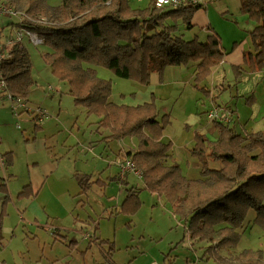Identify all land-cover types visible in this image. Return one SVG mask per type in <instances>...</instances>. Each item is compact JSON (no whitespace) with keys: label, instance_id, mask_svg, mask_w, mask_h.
Listing matches in <instances>:
<instances>
[{"label":"rangeland","instance_id":"obj_1","mask_svg":"<svg viewBox=\"0 0 264 264\" xmlns=\"http://www.w3.org/2000/svg\"><path fill=\"white\" fill-rule=\"evenodd\" d=\"M203 1L211 30L219 33L222 50L228 56L197 86L193 63L173 66L176 71L163 73L158 81L153 76L147 85L116 76L103 67L84 65L111 80V101L130 106L154 104L164 125L161 139L171 143V157L183 175L189 172L188 178H197L200 170L198 159L190 153L194 132L214 138L210 131L215 124L207 114L215 107L231 112L229 122L224 123L238 132L264 130V70L250 71L242 63V51L251 44L249 31L254 23L241 13L239 0ZM17 17L22 18L20 22L26 18ZM13 19L16 17L0 14L1 42L14 34L8 23ZM197 24L187 31L181 27L177 34L184 32L185 39L204 41L208 28ZM24 44L34 81L27 100L21 101L25 106L0 93V181H6L10 196L4 220L9 226L18 225L14 233L9 229L3 233L0 264H217L201 258L202 248L190 240L170 204L142 188L140 177L132 173L124 180L117 177L121 171L118 163L128 145L132 141L137 144L136 137H106L110 131L98 128L99 118L76 105L69 84L51 73L44 60V53L51 48L25 38ZM235 65L242 70L236 71ZM9 151L13 176L5 175L2 164L1 154ZM56 161L61 162L57 165ZM55 165L58 168L53 170ZM90 169L96 171L93 177ZM81 172L91 179L86 177L89 182H83L86 188L80 194ZM26 185L30 195L19 197ZM132 186L139 188L141 203L134 214H128L121 205L127 187ZM16 206L25 209V217L23 212L17 218L10 215ZM255 216L256 211L250 209L233 255L243 249L264 253V226L254 221ZM61 235L65 243L55 241ZM71 240L76 241L69 247Z\"/></svg>","mask_w":264,"mask_h":264},{"label":"trees","instance_id":"obj_2","mask_svg":"<svg viewBox=\"0 0 264 264\" xmlns=\"http://www.w3.org/2000/svg\"><path fill=\"white\" fill-rule=\"evenodd\" d=\"M3 1L26 17L20 26L51 48L44 53L51 73L69 84L76 105L99 118L98 128L108 129V138L114 140L136 137L135 148L125 156L139 169L143 188L164 198L189 237L200 247L205 243L201 258L217 264H264V253L259 250L231 253L250 209L256 211L254 221L264 226V130L243 134L228 123L213 120L215 138L195 131L190 153L198 159L200 170L197 178H188L178 164L169 161L171 143L161 139L164 125L154 104L130 106L111 101V80L101 78L91 67H103L147 85L152 73L161 80L166 68L193 63L197 86L226 54L214 30L204 41L177 34L181 27L193 28L194 13L203 4L157 7L152 1L132 8L129 0H60L57 5L47 0ZM240 11L254 23L249 31L251 48L243 54V62L250 71L264 70V0H240ZM7 52L8 57L0 62L6 90L12 98L27 100L34 83L28 51L16 42ZM234 69L242 67L235 65ZM3 156L9 164L11 152ZM78 181L85 190L86 175H79ZM0 190L5 191L4 183ZM29 195V185L18 194ZM140 203L137 192L129 189L122 211L134 214ZM4 215L2 211L0 229Z\"/></svg>","mask_w":264,"mask_h":264},{"label":"crops","instance_id":"obj_3","mask_svg":"<svg viewBox=\"0 0 264 264\" xmlns=\"http://www.w3.org/2000/svg\"><path fill=\"white\" fill-rule=\"evenodd\" d=\"M152 1H154V0H129V4H130V6L132 7V8H141V7H145V6H147L149 3H151ZM240 1V0H239ZM199 3H201V4H203L198 10H196L195 11V13H194V16H193V19H192V21H193V24H194V26H196V25H198L197 24V22L198 23H200V27H205V28H208V33H207V35H209L210 33H209V31H211V27H210V22H209V15H208V12H207V10H205V7H206V5H205V2L203 1V0H200V2ZM226 11V10H225ZM3 16H5V15H3ZM16 17V19H13L12 21H9L8 23H9V27H11V29L14 31V34H12V35H10V36H8V38H11V37H14V35L19 31V23H20V19H22V18H18L17 16H15ZM18 22V23H17ZM18 25H17V24ZM194 26H193V28H194ZM192 28V29H193ZM21 29H23V28H21ZM192 29H189V30H192ZM186 30V29H185ZM212 30H214V31H216L217 32V30L216 29H212ZM187 31V30H186ZM218 33V32H217ZM183 34V37L185 38V33L183 32L182 33ZM219 34V33H218ZM207 37V36H206ZM250 37V36H249ZM24 38L25 39H28L29 41H30V39H29V37L28 36H23V38H22V40H21V42H20V45H22V46H24L25 47V44H24ZM194 38H196V37H194ZM6 39H7V37L5 38V40L3 41V42H1L0 41V43H2V44H4V47H5V49H7L8 48V46L7 45H5V41H6ZM186 39H190V38H186ZM192 39V38H191ZM250 48H251V44H249V46H248V49L246 50V51H248V50H250ZM245 50H243L242 52V59H243V54L246 52ZM229 53H231V50L229 51ZM228 55H226L225 54V56H224V60L220 63V64H222V63H224V62H226V57H227ZM241 63V62H240ZM242 63H244L243 61H242ZM242 67V66H241ZM247 67V66H246ZM246 69V68H245ZM167 71H176L175 69H174V67H169V68H166L165 69V71L163 72V73H165V72H167ZM153 76H154V78H156V76H157V81H158V74L157 73H152L151 74V76H150V78H152L153 79ZM162 76H163V74H162ZM122 77H125V76H122ZM165 79H163V81H164ZM161 84H163V82L161 83ZM50 88V90H53L52 88H51V86H49L48 87V89ZM0 93H4V92H0ZM41 129V128H40ZM210 133L212 134V136L215 138L216 137V135H217V130L215 129V127L213 126V129H211V131H210ZM109 135H110V133L108 134V135H106V137H109ZM122 140V139H121ZM135 146H136V141H132V143H130V146L128 145V148L124 151V154H123V160L121 161V162H119L118 163V165L120 166L121 165V163L127 158L125 155H126V152L128 151V150H130V149H133V148H135ZM9 152H11V151H9ZM1 157H2V164L5 166V175H7V176H13L14 174L13 173H11L10 172V170H11V168H12V162H13V160H12V152H11V160H10V162H9V164L8 163H6L5 161H4V158L3 157H5V156H3V153L1 154ZM7 157H9V156H7ZM62 161V160H61ZM61 161H56L57 162V165H59L60 164V162ZM169 161L171 162V163H176L175 161H173V159H172V157H171V150H170V157H169ZM198 164V163H197ZM57 165H55V166H53V170H55L56 168H58V166ZM95 168V167H94ZM111 169L112 168H110L108 171L110 172L111 171ZM181 171H182V169H181ZM187 172V174L185 175L186 177H188L187 175L189 174V172L188 171H186ZM89 173H90V176L91 177H93V175L96 173V171H93V170H89ZM103 173H104V171H103ZM129 173H131V172H129ZM129 173H127V174H129ZM183 173V172H182ZM77 174V173H76ZM127 174L125 175V176H121L120 175V171H118V176L117 177H119L121 180H124V179H126L127 178ZM133 174V173H132ZM80 175H86V177H90V176H88V173H83V172H81L80 173ZM110 174H108L107 176L109 177V178H111V176H109ZM135 175V174H134ZM135 176H137V175H135ZM91 177H90V179H91ZM137 177H139V176H137ZM141 178V177H140ZM0 183H4L5 184V191H2V190H0V214H1V212L2 211H4L5 212V215L3 216V219H2V227H1V229H0V234L2 235V238H0V244L3 242V240H4V238H5V235L3 234V233H6V231H7V229H9L10 230V232L11 233H14V231H15V229L17 228V222L12 226H9V223L8 222H6L4 219H5V217L8 215V211H7V207H8V203L10 202V196H9V193H8V188H7V183H6V181H0ZM29 185H30V183H29ZM142 186V188H143V185H141ZM129 187V186H128ZM127 187V189H126V194L128 193V190L129 189H132V190H134V191H136L137 192V194H138V192H139V188L137 187H131V188H128ZM82 191H83V189L81 188V191H80V194L82 193ZM33 193H34V190H33ZM8 197L9 199H8V201H5V197ZM28 197V196H27ZM125 197H126V195H125ZM124 197V198H125ZM24 198V197H23ZM160 198H162V197H160ZM164 199V198H163ZM17 207V209H16V212H15V210L14 209H11L10 210V215H13L14 214V217H16L17 218V214L20 212V213H22L23 212V216H22V218L23 217H25V214H26V212H25V209H21L20 207H18V206H16ZM29 222V221H28ZM76 225H78V227L79 228H81V227H83L81 224H79L78 222L76 223ZM13 227V228H12ZM58 235V234H57ZM64 238H65V236L64 235H61V237H56L55 238V241H60L61 240V242H66L65 240H64ZM57 239H59V240H57ZM190 240L191 241H196V240H193L192 238H190ZM74 241H76V240H71V241H69V245H70V247L73 245L72 243L74 242ZM100 242V241H99ZM200 244V243H199ZM201 245L202 246H204L205 245V243H201ZM1 246V245H0ZM201 246V247H202Z\"/></svg>","mask_w":264,"mask_h":264},{"label":"built area","instance_id":"obj_4","mask_svg":"<svg viewBox=\"0 0 264 264\" xmlns=\"http://www.w3.org/2000/svg\"><path fill=\"white\" fill-rule=\"evenodd\" d=\"M199 2L200 0H154V5L157 7H162V6L173 7V6L184 4V3L198 4ZM0 14L1 15H12V16L21 15L20 12L14 10L13 7L7 5L4 1H0ZM23 36H28L29 39L34 44L42 43V40L35 33L27 31L26 29H21L14 35V37L7 38L5 41V45L9 46L16 42L19 43L21 42ZM6 57H8L7 49H5L4 44L0 43V62L4 60ZM0 92L6 93V97H9L11 101H16L21 106L23 107L25 106L21 102V100H19L18 98H12V96L8 93V91L6 90V85L3 80L1 71H0ZM207 116L210 120L229 122L231 112L226 109L215 107V109L208 112ZM120 168H121V171H120L121 176H125L127 173L131 172L140 177L139 169L136 167V165L133 163V161L130 158H126L121 163Z\"/></svg>","mask_w":264,"mask_h":264}]
</instances>
